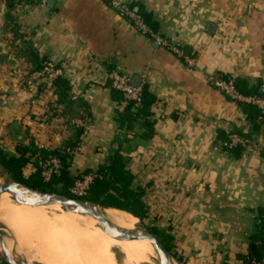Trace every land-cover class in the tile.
<instances>
[{
    "label": "crops",
    "instance_id": "crops-1",
    "mask_svg": "<svg viewBox=\"0 0 264 264\" xmlns=\"http://www.w3.org/2000/svg\"><path fill=\"white\" fill-rule=\"evenodd\" d=\"M124 1L140 3L184 55L137 29L108 0H21L13 7L0 0L2 144L16 153L19 142L34 139L53 152L80 139L69 166L77 177L121 140L149 213L173 223L182 260L244 264L264 207V154L245 147L235 156L218 132L241 131L264 145V119L252 121L209 75L233 74L264 91V0ZM45 59L62 68L70 103L39 91L37 71L27 79ZM113 68L144 77L157 96L150 137L140 121L128 135L119 127L107 79ZM221 246L227 257L218 261Z\"/></svg>",
    "mask_w": 264,
    "mask_h": 264
},
{
    "label": "trees",
    "instance_id": "trees-1",
    "mask_svg": "<svg viewBox=\"0 0 264 264\" xmlns=\"http://www.w3.org/2000/svg\"><path fill=\"white\" fill-rule=\"evenodd\" d=\"M17 1L21 0H8V4L10 7H13ZM129 4L143 17L150 29L153 32H157L151 14L146 11L140 3L129 2ZM128 19L133 24V21L130 18ZM145 34L150 35L149 33ZM41 67L42 64L36 66L35 70H29L27 73V79L36 71H39ZM224 75L226 76V74ZM234 83L236 88L244 94H264V91H261L260 89V85L251 88L247 86L244 80H240L237 77L235 78ZM70 88V83L62 75L56 77L51 83L43 79L38 85L39 91L50 90L55 102L70 103L71 101L68 98ZM113 90L118 103L122 99L121 92L116 89ZM229 98L232 99L231 97ZM234 101L238 103L239 107L252 121L256 122L258 119H263V112L256 104L241 100ZM156 102L157 96H155L148 89V86L143 83L140 103L131 101L123 110L117 111L119 127L125 126L126 134L128 135L129 133L134 132L135 124L140 121L145 127L144 137H150L153 134V120L151 119L153 114L152 107ZM234 132L243 136L252 137L250 134H244L241 131ZM229 135L230 132L221 130L218 132V139L228 143ZM1 140L2 137L0 136V166L9 173L12 179L24 182L34 188L58 191L71 196H76L69 189L75 179V176L71 175L69 166L71 150L79 145L80 139L64 144L53 152H49L42 146H38L34 139H32L29 145L19 142L17 144L16 153H11L6 150ZM223 147L235 156H240L245 148L242 143H237L236 145L226 144ZM36 152H41L43 156H47L49 153L58 155L63 163L61 174L54 175L49 181H45L42 178L39 167H36L29 173H25L24 167L30 162L31 157ZM95 170L97 175L91 183L88 192L81 196V198L126 209L143 220L150 217L149 208L144 199L146 193L145 186L136 183L135 173L128 167V160L124 156L123 142L121 140H117V147L110 153L104 162L97 165ZM150 229L157 236L162 237L161 240L165 243V246L171 250V235L158 227H150ZM246 257L247 260L244 264H249L248 260L252 259L259 262L264 261V207L258 209L256 222L254 223V228L250 234L249 254ZM3 264L8 263L3 261Z\"/></svg>",
    "mask_w": 264,
    "mask_h": 264
},
{
    "label": "bare ground",
    "instance_id": "bare-ground-1",
    "mask_svg": "<svg viewBox=\"0 0 264 264\" xmlns=\"http://www.w3.org/2000/svg\"><path fill=\"white\" fill-rule=\"evenodd\" d=\"M105 212L113 223L139 230L132 213L116 208ZM0 223L13 233L27 260L43 264H141L157 257L148 239L119 240L96 218L64 211L58 203L17 202L0 193ZM113 248L121 251L120 261Z\"/></svg>",
    "mask_w": 264,
    "mask_h": 264
},
{
    "label": "built area",
    "instance_id": "built-area-1",
    "mask_svg": "<svg viewBox=\"0 0 264 264\" xmlns=\"http://www.w3.org/2000/svg\"><path fill=\"white\" fill-rule=\"evenodd\" d=\"M45 1V0H40ZM113 8L119 11L124 16L130 18L133 21V25L144 33H149L158 43L167 46L177 55H184L183 49L178 43L172 42L168 37L161 35L158 32H153L143 17L134 10L129 2L124 0H108ZM188 61L190 58L186 56ZM63 74V70L53 60L45 59L42 62V67L37 71L36 77H40L45 81L51 83L56 77ZM236 76L233 74L224 75V73L214 71L210 73L209 80L211 83L226 95L234 100L247 101L256 104L261 108L263 112L262 118L264 119V94L263 95H248L240 92L234 83ZM107 79L111 87L121 92L122 99L117 103V109L123 110L125 106L134 101L140 103L142 96V84L144 77H141L140 84L136 85L133 83L134 77L126 72L118 69H110L107 73ZM32 82V79L29 80ZM242 143L244 147H250L259 149L264 154V145L259 143L253 137H247L240 135L234 131L230 132L229 142H223L222 145H236ZM28 165V166H27ZM24 167V172L29 173L36 167L40 168L43 180L49 181L54 175H60L63 170V163L61 158L54 154L49 153L47 156H43L41 152H36L30 159V162ZM97 175L96 170L88 171L77 177H75L73 183L70 186V191L77 197L85 195L91 183L94 181ZM0 264H3V260L0 258ZM249 264H264V261H256L252 259Z\"/></svg>",
    "mask_w": 264,
    "mask_h": 264
},
{
    "label": "water",
    "instance_id": "water-1",
    "mask_svg": "<svg viewBox=\"0 0 264 264\" xmlns=\"http://www.w3.org/2000/svg\"><path fill=\"white\" fill-rule=\"evenodd\" d=\"M133 83L136 85L140 84V79L135 77L133 79ZM0 193L9 195L17 202L31 204L58 203L60 208L64 211L74 212L82 216L89 215L96 218L99 221L100 226L107 233L114 235L119 240H130L139 237L148 239L154 247L157 257L163 264H187L172 250L165 246L162 240L146 225L142 218L137 216L139 230H136L113 223L110 219H108L105 212L108 208L128 211L126 209L105 205L101 202H95L77 196H71L63 192L34 188L15 179L0 182ZM10 243L12 245V249L9 248ZM0 258L8 264H43L41 261L36 259L27 260L23 255V252L19 249L18 241L13 233L9 229L3 227L1 223Z\"/></svg>",
    "mask_w": 264,
    "mask_h": 264
},
{
    "label": "rangeland",
    "instance_id": "rangeland-1",
    "mask_svg": "<svg viewBox=\"0 0 264 264\" xmlns=\"http://www.w3.org/2000/svg\"><path fill=\"white\" fill-rule=\"evenodd\" d=\"M95 170V169H93ZM92 171V170H91ZM86 173V172H84ZM8 180H12V178L10 177L9 173H7L1 166H0V182H5ZM149 215H151L149 213ZM136 218H138L137 216H135ZM146 225L150 228H154V227H158L159 229L165 231L166 233L171 235V240H170V245H171V250L181 259L183 258V255H180V253L178 252V250L176 249L177 245H176V240H175V230H174V225L172 222H170L169 219H165L161 217H157V214L152 213V215L148 218L144 220ZM159 237V236H158ZM160 239L162 237H159ZM163 242V241H162ZM165 244V243H164ZM9 248L12 249V245L11 243L9 244ZM113 251L115 253V257L117 260H121L122 258V253L119 249L117 248H113ZM215 255L214 257L220 261L221 259H226L227 257V252L225 249H223V247L221 246L220 248L217 247L215 249ZM245 261L247 260V257L244 258ZM150 261H145L142 262L141 264H161L160 260L158 257L154 256L152 258L149 259ZM251 260H248V262L250 263ZM186 262V261H185Z\"/></svg>",
    "mask_w": 264,
    "mask_h": 264
}]
</instances>
